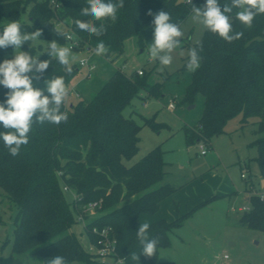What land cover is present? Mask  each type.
Instances as JSON below:
<instances>
[{
	"label": "trees",
	"instance_id": "obj_1",
	"mask_svg": "<svg viewBox=\"0 0 264 264\" xmlns=\"http://www.w3.org/2000/svg\"><path fill=\"white\" fill-rule=\"evenodd\" d=\"M205 3L206 0H124L117 20L112 22L82 16L87 0H0V32L15 20L25 34L40 30L39 40L66 43L65 34L70 31L78 42L74 50L86 47L88 52H96L103 41L108 51L102 55L113 62L124 53L126 40L131 37L140 49L152 43L153 16L148 15L149 11H166L171 22L180 25L192 13L193 6L203 7ZM219 3L223 8L231 0ZM238 10L234 8L230 15L233 32H242L241 38L228 43L204 30L190 48H196L201 57L199 67L189 71L187 55L177 69L189 73L181 101L192 102L196 95L202 96L201 115L194 125L184 128L187 146L203 143L204 147H212L211 139L225 133V124L236 116H240L241 127L251 116H264V14L256 15L253 26L248 28L235 18ZM76 20L90 21L97 28L103 26L104 34L82 31ZM20 50L39 55L40 60H50L49 68L41 80L34 81V87L46 88V80L62 76L69 89L76 75L74 65L71 64L72 72L67 73L55 57L47 55L48 47L24 44ZM14 54L12 47L0 49V63ZM120 67H115L89 98H65L60 111L67 114L66 123L34 124L29 143L21 147L17 156H12L0 139V189L16 209L10 254L45 260L61 255L67 264H117L85 251L69 230L78 221L71 207L96 201L101 213L84 222L91 241L94 239L90 228L106 226L115 239L116 256L123 258L122 264H176L159 259L158 250L168 246V232L181 224L179 217L150 223L149 238L158 240L156 254L151 258L141 254L136 235L139 216L156 212L160 201L175 189L162 181L169 163L159 145L131 162L138 149L141 126L122 113L141 91L147 96H159L163 82L151 79L152 68H141V74H137L136 70L125 73ZM168 77L166 74L163 81ZM7 91L0 85V102L6 100ZM144 124L155 130L163 126L153 116L145 118ZM4 131L0 123V132ZM254 133L248 146L256 149L254 160L264 179V119L256 122ZM64 186L70 191H64ZM261 190L249 193L248 208L238 220L264 232V188ZM64 192L71 193V201ZM132 253L140 255L139 261L132 260Z\"/></svg>",
	"mask_w": 264,
	"mask_h": 264
},
{
	"label": "rangeland",
	"instance_id": "obj_2",
	"mask_svg": "<svg viewBox=\"0 0 264 264\" xmlns=\"http://www.w3.org/2000/svg\"><path fill=\"white\" fill-rule=\"evenodd\" d=\"M192 15L190 13L180 24L184 36L180 47L173 52L174 59L170 66L151 61L150 44L140 49L133 37L126 40L124 53L113 62L103 55H96L94 51L88 52L86 47L70 49L71 64L77 68L75 78L82 76L79 80H72V83L81 96L75 89L69 88L66 99L75 101L89 98L117 66H121V71L125 73L138 68H152L151 79L163 82L161 94L147 96L141 91L131 104L123 108L122 113L131 116L141 126L138 149L131 162L159 145L164 160L169 163L168 173L162 181L175 190L164 198L161 205L165 206L155 214H160L168 222L179 217L181 224L169 230V244L159 249V259L176 264H264V232L248 228L238 220L242 213L238 208L246 205V193L262 192L258 182L259 170L254 160L256 149L248 144L256 136V122L260 118L264 119V116H251L242 127L240 116L228 120L224 127L225 133L214 136L211 139L212 147H206L203 155L200 153L203 143L187 146L184 142V128L194 125L202 111V96L199 94L192 102L181 101L189 73L177 71L189 49L205 30L192 21ZM56 26L59 27V24ZM50 42L37 38L25 44L45 48ZM58 44L67 47L66 43ZM181 52L184 54L181 55ZM81 58H88L94 65L89 75H86V66L79 64ZM166 74L169 77L163 81ZM169 103L173 105L172 108L168 106ZM152 116L156 122L163 124L158 130L144 124L145 118ZM242 170L244 178L240 176ZM64 194L71 201V193ZM71 208L75 213L81 211L82 206L76 205V211ZM15 213V207L0 189V264H47L48 260L39 257L10 254ZM80 213L83 219L73 223L69 230L85 251L92 252L93 244L84 222L101 211L97 206L87 213ZM150 216L145 214L139 221L144 223V219Z\"/></svg>",
	"mask_w": 264,
	"mask_h": 264
},
{
	"label": "clouds",
	"instance_id": "obj_3",
	"mask_svg": "<svg viewBox=\"0 0 264 264\" xmlns=\"http://www.w3.org/2000/svg\"><path fill=\"white\" fill-rule=\"evenodd\" d=\"M192 3V0H188ZM87 7L81 10L82 16H90L96 21L111 19L117 20V11L124 6V0L112 3L111 0H87ZM239 9L235 18L244 26L251 28L253 20L258 14H264V0H231V4H224L223 8L219 0H206L203 7L193 6L192 21L202 26L203 29L217 34L224 41L231 43L242 37V32H233L231 13L233 9ZM153 40L149 45V59L159 61L162 66H170L173 62V52L180 47L184 31L177 23L171 22V16L166 11L153 14ZM76 26L96 36H102L105 29L97 28L92 22L76 20ZM41 36V31L23 33L18 21L7 23L0 32V49L12 47L15 54L11 59H5L0 63V85L8 89L6 100L0 102V123L5 131L0 132V139L12 156H17L22 146L29 143V133L36 123L45 122L59 125L67 122V114L60 111L61 105L69 94L64 77L57 76L45 81L46 88L34 87V81L43 78L49 68L50 60H40L38 56H32L29 52L21 51L22 46L28 41H35ZM49 57H55L65 67L67 73L72 72L71 50L60 46L55 40L47 43ZM96 55H102L108 51L101 41L96 48ZM184 53L181 52V55ZM187 68L195 71L201 57L196 48L189 49ZM74 59V57L72 58ZM163 70V68L161 69ZM45 91L47 94H45ZM149 224L143 223L136 232L141 245V254L146 258L155 256L158 240L149 238ZM134 261H139L140 255L131 254ZM47 264H67L65 258L56 255L47 261Z\"/></svg>",
	"mask_w": 264,
	"mask_h": 264
},
{
	"label": "built area",
	"instance_id": "obj_4",
	"mask_svg": "<svg viewBox=\"0 0 264 264\" xmlns=\"http://www.w3.org/2000/svg\"><path fill=\"white\" fill-rule=\"evenodd\" d=\"M55 8L58 7L57 4H54ZM65 39L67 43V47L69 49H74L77 45L78 42L74 40L72 34L70 31L66 32L65 34ZM80 65H85L86 66V75H89L90 69L94 67L93 64L90 63V60L88 58H81L79 60ZM137 74H141V68H138L136 70ZM170 108L173 107L171 103L168 105ZM206 147H201L200 153L203 155L206 152ZM242 178L245 177L244 175V170H242V173L240 174ZM64 191H70L67 186L63 187ZM81 211L87 213L91 210H94L97 206L98 203L96 201L89 202L87 204L81 205ZM242 210L247 209L246 207L241 208ZM79 212H76V218L78 221H81L83 219L82 214ZM83 222V221H82ZM90 233L93 236V250L92 253L102 261H108V260H114L115 263L117 264H122L123 263V258L117 257L116 256V242L115 239L111 236L109 228L106 226H103L101 228H97L95 226H92L90 228Z\"/></svg>",
	"mask_w": 264,
	"mask_h": 264
},
{
	"label": "crops",
	"instance_id": "obj_5",
	"mask_svg": "<svg viewBox=\"0 0 264 264\" xmlns=\"http://www.w3.org/2000/svg\"><path fill=\"white\" fill-rule=\"evenodd\" d=\"M136 70H137V69H136ZM112 72H113V71H112ZM112 72H111V73H112ZM111 73H110V74H111ZM110 74H108V76H109ZM108 76H107V78H108ZM80 78H82V76H79V77H77V78H74L73 80H76V79L79 80ZM107 78H105V80H106ZM105 80H104V81H105ZM104 81H103V82H104ZM69 88H70V90H71V89H75V90H76V86H75L72 82H71ZM76 92L79 94V96H81V93H80L79 91L76 90ZM211 145H212V144H211ZM261 179H262V178H260V176H259V177H258V182H259V186L262 188V187H264V183L261 182ZM248 181H249V180H248ZM249 182H250V181H249ZM249 193H251V192H247L246 195L244 196V200H245L246 205H245V206H241V207H239L238 210H240V211L243 212L244 210H242L241 208H243V207L248 208L247 198H248ZM163 200H164V199H162V200L160 201V203H159V207H158V210H159V209L162 210V208L165 206V204H164V205H161V203H162ZM158 210H157V211H158ZM245 210H247V209H245ZM157 211H156V212H157ZM156 212H154V213H152V214H147L148 216H149V215H151V216L145 218V219H144V223H148V224H150V223H152V222H154V221H156V220L163 219V218H161V215H160V214H158V215L155 214ZM144 215H145V214L140 215L139 218H138V221H139V219H141L142 217H144ZM176 218H177V217H176ZM163 220H165V219H163ZM139 223H140V225L143 224V223H141L140 221H139ZM158 252H159V250H158ZM158 257H159V256H158Z\"/></svg>",
	"mask_w": 264,
	"mask_h": 264
},
{
	"label": "water",
	"instance_id": "obj_6",
	"mask_svg": "<svg viewBox=\"0 0 264 264\" xmlns=\"http://www.w3.org/2000/svg\"><path fill=\"white\" fill-rule=\"evenodd\" d=\"M261 182L264 183V179H261Z\"/></svg>",
	"mask_w": 264,
	"mask_h": 264
}]
</instances>
